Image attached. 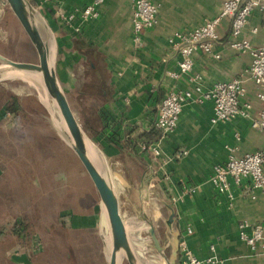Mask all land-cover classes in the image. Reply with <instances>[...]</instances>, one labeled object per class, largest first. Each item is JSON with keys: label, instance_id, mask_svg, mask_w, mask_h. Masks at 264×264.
<instances>
[{"label": "crops", "instance_id": "0c3cea01", "mask_svg": "<svg viewBox=\"0 0 264 264\" xmlns=\"http://www.w3.org/2000/svg\"><path fill=\"white\" fill-rule=\"evenodd\" d=\"M32 1L55 32L59 81L66 95L69 89L75 91L82 122L93 123L88 125L93 141L109 167L128 182L130 187L124 190L140 187L164 210L152 191L170 203L179 241L186 240L199 260L264 264V242L252 251L238 234L244 220L264 229V191H251L231 181L228 193H218L211 182L214 166L224 164L231 153L240 157L264 151V133L251 127L260 109L257 87L246 72L251 58L229 46L231 17L217 27L213 53L219 59L197 52L188 74L180 75V55L168 42L174 32L191 31L213 18L225 0H153L158 8L156 24L141 32L138 41L132 32L131 0H105L98 17L83 25L78 34L59 14L78 13L90 0ZM262 26L264 12L256 8L239 39L254 48L264 46ZM235 78L244 79L240 103L249 105L246 116L212 123V103L191 102L184 106L173 133L162 136L155 129L158 107L170 91L193 90L197 85L207 91L216 82ZM149 144L156 145L159 156L143 149ZM178 151L186 154L176 157ZM123 199L122 206L135 204L129 196ZM177 264H182L180 253Z\"/></svg>", "mask_w": 264, "mask_h": 264}, {"label": "rangeland", "instance_id": "374dc122", "mask_svg": "<svg viewBox=\"0 0 264 264\" xmlns=\"http://www.w3.org/2000/svg\"><path fill=\"white\" fill-rule=\"evenodd\" d=\"M0 52L14 61L37 62L4 0H0ZM74 94L67 90L68 101L93 140L88 127L93 123L82 122ZM12 96L18 98V113L7 111ZM44 114L32 87L19 80L0 84V264H105L98 195L78 159L42 119ZM143 191L137 186L130 191L118 188L121 212L135 216L129 204L122 206L124 196L131 197L164 243L166 211ZM132 238L139 252L149 243L145 233H133ZM142 254L144 261L158 263L150 250Z\"/></svg>", "mask_w": 264, "mask_h": 264}, {"label": "built area", "instance_id": "2783aa9c", "mask_svg": "<svg viewBox=\"0 0 264 264\" xmlns=\"http://www.w3.org/2000/svg\"><path fill=\"white\" fill-rule=\"evenodd\" d=\"M104 1L90 0L80 12L68 15L60 13L59 18L72 29L74 34H78L83 25L98 17V8ZM131 1L133 2L132 32L135 40L138 41L141 32L155 26L158 8L153 0ZM256 8L264 12V0H225L213 18L206 20L201 26L191 31L174 32L169 36L168 42L180 55L178 63L180 75L188 74L193 67L192 57L197 52H203L214 59H219V55L213 53V47L218 41L217 27L223 19L231 17L232 41L229 46L250 56L251 62L246 72L248 79L257 87L256 98L260 102V109L251 127L253 130L264 133V46L254 48L247 40L239 39L248 16ZM76 19L79 22L75 25ZM170 75L177 76L175 73H170ZM244 94L243 78L216 82L207 91H203L199 85L193 90L170 91L158 107L154 127L162 136L173 133L184 106L191 102L210 101L213 105L212 123L226 121L237 115L246 116L249 105L240 103ZM143 149L151 150L155 156H159V149L154 144L144 146ZM185 154V151H178L175 156ZM244 180L248 183L244 184ZM231 181L251 191H264V151L240 157L231 153L224 164L214 166L211 182L218 193H228ZM189 233L190 230L187 229V234ZM238 234L240 240L252 251L264 242V229L246 220L239 223ZM179 253L182 264H210L212 262V259L203 261L196 258L186 240L179 241Z\"/></svg>", "mask_w": 264, "mask_h": 264}, {"label": "water", "instance_id": "95a60500", "mask_svg": "<svg viewBox=\"0 0 264 264\" xmlns=\"http://www.w3.org/2000/svg\"><path fill=\"white\" fill-rule=\"evenodd\" d=\"M4 2L34 48L37 62L14 61L0 52V84L19 80L34 89L35 98L45 111L42 119L75 155L89 177L99 198L98 230L105 264H153L143 260L142 253L149 250L158 257L157 264H177L180 231L175 225L173 206L152 191L153 197L167 211L164 243L158 238L152 221L134 204H131L134 217L128 218L121 212L118 188L128 189L130 186L119 171L109 167L105 155L87 135L70 106L57 75L58 42L55 32L32 0ZM133 233L146 234L149 243L141 252L133 241Z\"/></svg>", "mask_w": 264, "mask_h": 264}, {"label": "trees", "instance_id": "16d2710c", "mask_svg": "<svg viewBox=\"0 0 264 264\" xmlns=\"http://www.w3.org/2000/svg\"><path fill=\"white\" fill-rule=\"evenodd\" d=\"M10 100L12 101L11 106H10V108L7 109V111L11 112V113H18L20 110V106L17 104L18 98L15 96H12L10 98ZM83 128H84V126H83Z\"/></svg>", "mask_w": 264, "mask_h": 264}, {"label": "bare ground", "instance_id": "6f19581e", "mask_svg": "<svg viewBox=\"0 0 264 264\" xmlns=\"http://www.w3.org/2000/svg\"><path fill=\"white\" fill-rule=\"evenodd\" d=\"M103 221H104L103 218H101V225L103 224ZM104 229H105V223H104Z\"/></svg>", "mask_w": 264, "mask_h": 264}]
</instances>
